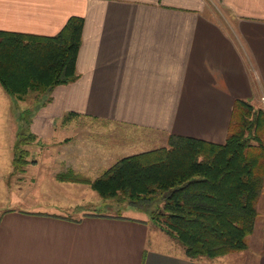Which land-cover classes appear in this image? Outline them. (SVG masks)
Listing matches in <instances>:
<instances>
[{
    "label": "crops",
    "instance_id": "0c3cea01",
    "mask_svg": "<svg viewBox=\"0 0 264 264\" xmlns=\"http://www.w3.org/2000/svg\"><path fill=\"white\" fill-rule=\"evenodd\" d=\"M71 17L84 21L74 82L55 87L32 117L30 97L0 86V166L13 169L26 138L16 179L31 148L44 155L50 182L39 196L98 197L56 175L94 180L122 158L167 147L170 136L223 144L235 101L264 111V0H0L4 32L53 37ZM257 213L243 258L191 261L150 245L146 221L13 212L0 226V264H264V187Z\"/></svg>",
    "mask_w": 264,
    "mask_h": 264
},
{
    "label": "trees",
    "instance_id": "16d2710c",
    "mask_svg": "<svg viewBox=\"0 0 264 264\" xmlns=\"http://www.w3.org/2000/svg\"><path fill=\"white\" fill-rule=\"evenodd\" d=\"M83 23L71 17L53 37L0 31V86L16 100L30 97L31 117L51 102L55 87L77 79ZM34 141L30 134L29 142ZM22 142L27 139L20 137L16 147L15 172L27 164ZM56 180L85 184L102 201L127 202L148 212L188 260L243 252L264 187V111L237 100L223 144L170 136L167 147L122 158L94 180L71 170Z\"/></svg>",
    "mask_w": 264,
    "mask_h": 264
},
{
    "label": "rangeland",
    "instance_id": "374dc122",
    "mask_svg": "<svg viewBox=\"0 0 264 264\" xmlns=\"http://www.w3.org/2000/svg\"><path fill=\"white\" fill-rule=\"evenodd\" d=\"M32 107V99L30 101ZM26 108V104H24ZM103 129V126L90 125L85 128V131ZM38 145V144H37ZM32 145L31 147H37ZM154 146L155 148L163 147V144L159 143ZM152 148V149H155ZM46 157L44 155L38 156L36 151L31 148V155L29 157L30 168L22 179H16V172L12 169V164H7L1 167L0 172H4V177L0 179V226L3 222L8 221L11 213L17 215L34 218L41 214L51 215L52 213L60 214L62 217L78 218L80 214H100L106 216L117 217L120 216L124 220L130 222L146 221L148 226V242L150 245L158 244L157 249L169 251L171 253L183 252L182 247L173 239H170L167 235L161 232L151 221L148 212L143 209L132 207L127 202H118L116 200L102 201L94 193L92 196H84L83 202H68L74 200L71 197H63L64 202H57L56 198L39 196V192L43 186L50 181L49 171L46 165ZM36 162L37 166L34 167ZM89 192H91L89 190ZM42 199V200H41ZM60 197H57L59 200ZM56 201V202H55ZM153 209V206L149 207L147 211ZM61 212V213H60ZM6 215V217L4 216ZM59 215V216H60ZM5 217V219H3ZM6 220V221H5ZM18 229H32L37 228L36 221H29L27 223H19L17 221L12 222ZM152 247V246H151ZM245 253H238L232 256L234 258H243ZM229 258V257H226ZM225 263L229 262V259H223Z\"/></svg>",
    "mask_w": 264,
    "mask_h": 264
},
{
    "label": "built area",
    "instance_id": "2783aa9c",
    "mask_svg": "<svg viewBox=\"0 0 264 264\" xmlns=\"http://www.w3.org/2000/svg\"><path fill=\"white\" fill-rule=\"evenodd\" d=\"M261 103L264 105V96L261 98Z\"/></svg>",
    "mask_w": 264,
    "mask_h": 264
}]
</instances>
